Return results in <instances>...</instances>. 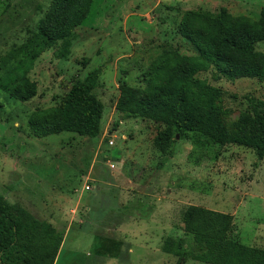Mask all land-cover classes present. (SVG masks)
Returning <instances> with one entry per match:
<instances>
[{"label": "rangeland", "instance_id": "1", "mask_svg": "<svg viewBox=\"0 0 264 264\" xmlns=\"http://www.w3.org/2000/svg\"><path fill=\"white\" fill-rule=\"evenodd\" d=\"M50 1L0 0V60L35 30ZM262 7L264 0H94L67 56L52 48L34 62L31 100L0 90V195L63 232L55 264H205L161 250L166 237H186L180 211L189 204L231 214L229 237L264 248V158L193 133L178 135L166 156L152 146L159 124L115 109L119 83L137 85L159 51L192 53L177 33L183 11L224 8L256 19ZM256 48L264 51V41ZM97 66L99 135H30L29 116L56 106L69 80ZM188 97L230 127L254 110L264 116V80L216 78L209 69L190 82Z\"/></svg>", "mask_w": 264, "mask_h": 264}, {"label": "trees", "instance_id": "2", "mask_svg": "<svg viewBox=\"0 0 264 264\" xmlns=\"http://www.w3.org/2000/svg\"><path fill=\"white\" fill-rule=\"evenodd\" d=\"M94 0H51L26 40L14 46L0 60V90L16 101L36 95V83L29 72L40 54L56 48L57 57L69 53L75 30L90 12ZM177 33L192 50L159 51L148 63L137 85L119 83L115 109L126 117H139L160 125L152 146L163 155L172 154L176 135L203 136L218 145L235 144L264 158V116L256 110L251 118L240 117L232 127L212 106L191 101L190 82L212 69L214 76L229 80H264V7L256 19L218 13L185 10ZM102 67L90 69L84 78L68 81L58 104L34 111L27 120L29 134L42 138L72 132L88 138L100 133L103 104L94 89ZM186 237H166L161 250L205 264H264V248L229 237L233 216L229 213L189 204L180 211ZM64 234L44 218L10 203L0 195V264H54Z\"/></svg>", "mask_w": 264, "mask_h": 264}, {"label": "water", "instance_id": "3", "mask_svg": "<svg viewBox=\"0 0 264 264\" xmlns=\"http://www.w3.org/2000/svg\"><path fill=\"white\" fill-rule=\"evenodd\" d=\"M178 137V135H176V138Z\"/></svg>", "mask_w": 264, "mask_h": 264}, {"label": "crops", "instance_id": "4", "mask_svg": "<svg viewBox=\"0 0 264 264\" xmlns=\"http://www.w3.org/2000/svg\"><path fill=\"white\" fill-rule=\"evenodd\" d=\"M55 261H56V259H55ZM54 264H55V262H54Z\"/></svg>", "mask_w": 264, "mask_h": 264}]
</instances>
